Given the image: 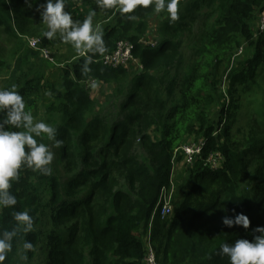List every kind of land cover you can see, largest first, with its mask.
<instances>
[{
	"label": "trees",
	"instance_id": "16d2710c",
	"mask_svg": "<svg viewBox=\"0 0 264 264\" xmlns=\"http://www.w3.org/2000/svg\"><path fill=\"white\" fill-rule=\"evenodd\" d=\"M25 3L16 2L14 9L23 23L15 28L10 9L0 2V37L5 33L20 41L23 55L8 88L15 86L26 110L33 113L45 75L31 60L39 52L22 42L18 29L35 30L43 47L54 40L37 34L48 30L41 20L43 8L31 12L30 2ZM65 10L80 22L95 10L94 26L103 30L106 51L87 53L93 58L88 73L82 72L85 57L72 55L68 61L77 59L63 69V89L52 91L45 115L63 144L56 148L46 136L40 138L38 142L54 153L51 175L23 166L19 179L12 182L9 191L17 203L0 207V234L16 227L17 211H28L34 225L30 232H17L3 264H19L25 240L33 244L26 253L28 261L47 249L45 264H144L148 235L158 264H229V258L219 253L221 244L241 238L252 241L260 235L255 229L264 226V165L251 162L264 153V141L251 138L250 147L242 151L230 143L237 86L254 79L264 62V34L253 30L264 0H180L178 20L160 13L166 17L152 43L146 37L158 15L153 6H138L134 13L122 15L118 5L105 7L102 0H66ZM129 15L137 19L129 20ZM191 37L193 45L188 43ZM121 42L132 44L131 55L142 70L132 73L104 65V58L115 54ZM244 45L254 54L235 66L234 58ZM224 79L229 106L221 89ZM89 81L122 94L113 122L96 113ZM218 102L216 122L212 114ZM224 118L219 137H214ZM4 119L0 114V123ZM193 138L194 143H205L204 159L219 152L225 163L216 171L202 161L194 168L187 165L189 180L174 200L173 213L165 220L157 214L151 221L162 189H171L174 166L181 158L177 151ZM250 168L253 173L244 180L243 173ZM61 170L73 177L64 180ZM239 213L249 218L248 229L223 225V218ZM43 242L47 246L38 248Z\"/></svg>",
	"mask_w": 264,
	"mask_h": 264
},
{
	"label": "clouds",
	"instance_id": "9594fccd",
	"mask_svg": "<svg viewBox=\"0 0 264 264\" xmlns=\"http://www.w3.org/2000/svg\"><path fill=\"white\" fill-rule=\"evenodd\" d=\"M102 2L105 7L118 5L122 15L134 13L138 6L143 8L153 6L156 14L166 12L170 21L179 19L180 0H102ZM40 7L43 8L40 13L41 20L48 29L44 36L51 40L59 33V38L63 42L70 43L81 56L85 57L82 72H90L88 65L92 63L93 58L87 53L102 54L106 51L103 30L94 26L95 10L89 11L83 22H80L74 21L71 13L65 10L66 0H46V4ZM126 18L137 19L135 15ZM93 87H98V84L94 83ZM47 95H51V92ZM0 114H5V119L0 123V207H13L17 199L9 190L12 182L19 179L23 166L39 171L43 175L52 173L50 165L54 160V153L49 145L38 142L37 138L46 136L48 140L54 142L56 148L61 147L63 141L57 139L55 127L44 121L34 120L31 109L26 110L24 98L16 91L15 86L11 89H0ZM5 124L9 125L7 129L3 126ZM14 219L17 222L16 227L0 234V264H3L7 254L12 251V241L17 232L22 229L27 233L33 229L34 218L28 211L15 212ZM222 223L229 228L242 226L248 229L250 226L249 218L242 213L235 214L234 218L225 217ZM255 232L260 235L255 236L252 241L241 238L234 244L227 242L221 244L219 253L229 258V264H264V226L257 227ZM23 247L26 251L22 259L27 261V250H31L33 244L25 240Z\"/></svg>",
	"mask_w": 264,
	"mask_h": 264
},
{
	"label": "rangeland",
	"instance_id": "374dc122",
	"mask_svg": "<svg viewBox=\"0 0 264 264\" xmlns=\"http://www.w3.org/2000/svg\"><path fill=\"white\" fill-rule=\"evenodd\" d=\"M2 1H5L6 6L11 11V24L15 28L19 27L23 22L21 21L20 13L16 12L14 9V7L17 5V0H8V2H6V0H0V2ZM27 1H29L31 4V12H37L39 8L41 10L40 6L42 5L43 0ZM19 2L23 3L24 1ZM31 14L32 13L27 14V16H30ZM165 17L166 16H163L162 14H158L152 18L150 22L151 27L146 37L148 40H150L148 43H152L153 41H156L158 39L156 30L158 25L163 21ZM42 24L43 26L47 27L46 24ZM107 24H109V21L107 22ZM257 25L258 20L253 24V30L257 28ZM20 28L18 29V31L21 36V40L25 45H28L29 47V41L31 39H40L42 44V38L34 35L35 30H33L31 33H28L24 29V27ZM44 33V29H41L37 34ZM197 33L198 27H196L194 30V34ZM2 34L3 35H1L0 37V60L4 61V65H0V89H9L8 87H10L12 84L13 74L18 70V63L21 59L20 57L23 55V50L21 48L20 41L14 40L10 35H6L5 33ZM192 37L188 41V43L191 45H193ZM53 40L54 44L50 43L49 45L45 46L49 50L50 57L52 58L50 60L43 57L38 50L29 47L30 49L39 52V57L31 60L34 61V63L40 65L38 66V70L45 75L44 91L42 96L36 99L37 109H33L34 112L32 114L34 120L44 121L46 123L47 116L45 115V106L52 99V96L47 95V93L51 92L52 94L53 89H63V69L64 67H66V65L77 59L76 57L68 61L72 55L79 54L70 43H65L59 38V33H57V36L53 38ZM251 48L252 47L249 48L247 45H244L243 52L240 55H236L234 58L235 66L237 64L244 63L253 56L254 49ZM187 49L189 48L186 46L184 48V51ZM186 57L189 58L188 55H186ZM123 67L129 68L132 73L141 70L139 61H137L136 59H132L130 61L128 60V62H126ZM93 84L88 83V89L91 92L92 99L96 103V113L103 115L106 119H109L111 122H113L118 115V108L122 94L117 93L116 90H113L114 88L111 89V87L107 84L97 83L98 87H93ZM234 100L238 108L237 115L232 125L230 143L232 144L233 148H237L242 151L250 147L251 138L264 141V62L259 66L254 79H248L244 84H240L237 86V93ZM218 110H220V102L213 105L212 119L216 122L218 120ZM21 130L23 129H20V131ZM37 139L39 140L40 137H38ZM191 143H194V138L190 141L189 144ZM58 154L59 153L56 154V159H58L59 157ZM179 154L182 157L179 161L176 162L174 166L171 185V191L173 193V209L174 200L175 198H178L180 189L185 185L186 182H188L190 174L189 169H187L185 166L184 157L181 151L179 152ZM225 161L226 160L224 159H220L217 165L223 166ZM251 162L264 165V153L257 154V156L255 155L253 158H251ZM58 166L59 169L64 168L63 164H59ZM249 170V172L245 171L243 173L244 180H246L248 176L252 175V168H250ZM59 175L64 180H68L73 177V173H68L65 170H61L59 172ZM82 194L84 195V192H82ZM191 214L192 212L190 213V216ZM46 246L47 242H43L39 244L38 248ZM46 253L47 249L43 251L39 250L37 254L38 256L35 259H33L32 261H24L22 259L24 253L21 249H19L17 261L19 262V264H45Z\"/></svg>",
	"mask_w": 264,
	"mask_h": 264
},
{
	"label": "built area",
	"instance_id": "2783aa9c",
	"mask_svg": "<svg viewBox=\"0 0 264 264\" xmlns=\"http://www.w3.org/2000/svg\"><path fill=\"white\" fill-rule=\"evenodd\" d=\"M258 33L264 34V11L260 13L259 22L257 25ZM29 45L31 48L38 50L43 57L50 60L52 59L49 54V50L42 47L40 39H31L29 41ZM152 46H155L152 44ZM133 46L131 43L128 42H121L119 43V48L117 52L111 56H107L104 58L103 62L104 65L111 67V68H118L123 67L128 60H132L133 57L131 55ZM243 52L240 50L239 55ZM142 70V68H140ZM89 83L93 84L96 83L95 81H89ZM222 92L225 97V101L227 106H229L230 98L227 94V79H224L221 85ZM219 120V114L217 115ZM226 122V118H224L220 124V127H217L213 134L214 137H219L220 131ZM205 143L203 141L197 143H191L184 145L181 149H179L184 157L185 166H190L191 168L195 167V164L198 161H202L204 166L209 168L212 171H216L219 169L218 161L220 159H224L223 155L219 152L211 153L206 159H204L203 152H204ZM179 150L177 151L179 153ZM180 155V154H179ZM181 156V155H180ZM182 157V156H181ZM172 197L173 193L171 189L168 187L163 188L161 191L160 199L156 206L155 212L152 216L151 221H153L155 215L160 214L161 219L165 220L173 213V206H172ZM146 248H147V257L145 259L144 264H158L156 260L155 249L151 244L150 235L145 239Z\"/></svg>",
	"mask_w": 264,
	"mask_h": 264
}]
</instances>
